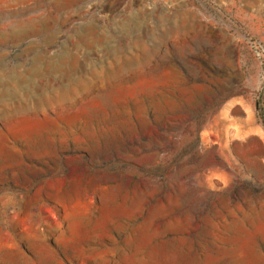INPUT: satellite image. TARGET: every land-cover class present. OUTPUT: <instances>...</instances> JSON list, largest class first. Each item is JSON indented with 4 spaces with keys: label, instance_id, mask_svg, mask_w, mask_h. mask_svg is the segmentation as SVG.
Here are the masks:
<instances>
[{
    "label": "rangeland",
    "instance_id": "1",
    "mask_svg": "<svg viewBox=\"0 0 264 264\" xmlns=\"http://www.w3.org/2000/svg\"><path fill=\"white\" fill-rule=\"evenodd\" d=\"M234 101L264 141V0H0V264H264Z\"/></svg>",
    "mask_w": 264,
    "mask_h": 264
},
{
    "label": "crops",
    "instance_id": "2",
    "mask_svg": "<svg viewBox=\"0 0 264 264\" xmlns=\"http://www.w3.org/2000/svg\"><path fill=\"white\" fill-rule=\"evenodd\" d=\"M224 113L228 115V117L231 118V123L235 124V132H239L234 136V138L237 139H242L244 140L245 144L248 145L250 143H248V137L253 135L256 136V143L258 145H263L264 141L261 137V135L258 133L257 131V127L256 125H252L249 124V122H243L240 119H237L234 113H238V114H245V110H246V105L245 103L241 102V101H234V102H229L223 109ZM233 114V115H232ZM246 117V115H244V118ZM233 118V119H232ZM263 164H264V160H263Z\"/></svg>",
    "mask_w": 264,
    "mask_h": 264
}]
</instances>
